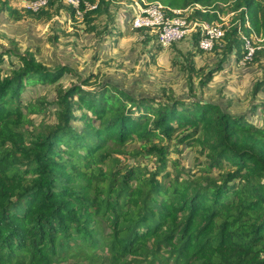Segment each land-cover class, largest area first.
Instances as JSON below:
<instances>
[{"label": "trees", "instance_id": "obj_1", "mask_svg": "<svg viewBox=\"0 0 264 264\" xmlns=\"http://www.w3.org/2000/svg\"><path fill=\"white\" fill-rule=\"evenodd\" d=\"M10 1L0 0V13L16 23L25 17L52 21L62 5L51 1L34 13ZM83 1L97 2L83 23L85 32L97 34L113 0ZM151 1L221 13L223 4L238 14L211 52L215 67L194 60L204 53L198 35L191 39L195 52L172 59L186 78L185 97L167 87L141 97L105 82L107 75L78 76L66 65L52 71L30 51L1 50L0 264H264V123L252 120L264 114V100H255L264 93V77L252 88L248 114L233 115L202 97L225 65L244 56L240 34L264 33V0ZM198 16L218 20L216 14ZM67 36L60 31L53 39ZM12 55L19 64L9 61ZM262 58L264 50L254 63L261 70ZM6 64L13 68L7 71ZM72 74L76 83H58ZM56 83L53 101L25 102L30 87ZM51 107L53 125L37 126L29 118ZM135 140L144 151L126 150ZM187 147L200 148L203 158L192 168L180 164ZM141 152L154 159L149 168L129 162Z\"/></svg>", "mask_w": 264, "mask_h": 264}, {"label": "crops", "instance_id": "obj_2", "mask_svg": "<svg viewBox=\"0 0 264 264\" xmlns=\"http://www.w3.org/2000/svg\"><path fill=\"white\" fill-rule=\"evenodd\" d=\"M12 1H17L18 10L22 11L24 0H11V4ZM123 4L124 0L112 1L110 16L115 18V21L98 24L97 34L85 32L84 25L79 21L77 22L79 25L76 26L75 16L72 17L68 13V9L72 8L63 4L66 11L65 16L63 15L65 25L57 22L53 27V37L55 38L60 31L66 32L67 30L69 33V36L60 40L66 41V44L73 48V56L69 61L73 64L68 63L66 66L72 68L78 76H81L79 72L86 74L100 73V78L107 75L110 82L104 81L116 86L121 85V83L125 86V80L128 79L126 80L127 85H129L128 88L126 87L127 92L140 96L147 95L145 89H149L151 85L155 84L151 80L145 79L160 76L162 80L165 79L164 84L160 87L172 88L176 96L185 97L188 94L186 78L178 68L172 65V59L181 54L195 52L191 39L196 34L183 42L176 43L169 49L159 50L155 33L131 30ZM10 20L14 21L13 19ZM118 20H120L121 31L117 30ZM72 31L73 33H70ZM75 33H78V35ZM53 42L54 44L50 43L52 47L49 48L51 50L58 49L59 42L54 39ZM64 50L71 53L67 49ZM152 55L156 57L155 62H152ZM58 56L59 54L53 51L51 54L48 52L46 57L42 56V59L37 56V59L44 65L55 69L59 66L56 63L53 64V62L58 61ZM207 58H210L209 53H200L195 56L194 60L200 67L205 65L204 62L207 61ZM214 59H210L209 63H214L215 66L218 58L214 57ZM246 66L233 58L229 64L225 65L221 74L203 91L202 97L223 106L233 115L247 113L246 111L249 110L252 101V88L257 81L263 79L264 73L259 63L248 68ZM68 76L78 79V76L73 74ZM180 84V88H177ZM122 85L119 87L123 89ZM255 100L257 102L264 100V93L260 92ZM255 118L264 123V114L260 111Z\"/></svg>", "mask_w": 264, "mask_h": 264}, {"label": "rangeland", "instance_id": "obj_3", "mask_svg": "<svg viewBox=\"0 0 264 264\" xmlns=\"http://www.w3.org/2000/svg\"><path fill=\"white\" fill-rule=\"evenodd\" d=\"M3 1V0H1ZM147 1H151V0H147ZM13 3L11 5L12 8L14 9H18V3L17 1H12ZM124 2H126L124 0ZM123 3V2H122ZM121 3V5H122ZM60 4V2H59ZM62 4V3H61ZM57 7V6H56ZM61 9L59 11H57L56 9V14H55V19L53 21H36L33 20L31 18H23V20L20 23H16L15 21L10 20L5 13H0V52L1 50H9V51H16L18 54L23 55L26 54V52H32L34 54H36L40 59H42V56L48 55V52L51 54L53 51L57 52L59 54L58 56V61L57 62H53L56 63L57 66H61L63 64L67 65L68 63H70L69 61H71V58L73 56L72 53V47L68 46V44H66V41H60L59 42V48L58 49H54L51 50L52 47L50 45L54 44L53 42V32H54V25H56L57 22L59 23H63L65 25V20L63 18V15L65 16V7L63 6V4L61 6H59ZM64 7V8H62ZM220 10L223 12L224 17H227V22L229 23L230 27H232V25H236L237 21H238V14L236 15H231V12L228 11V5H226L225 7L223 6V4L219 5ZM222 7V8H221ZM21 10H25L23 7ZM20 11V10H18ZM122 11V9H121ZM23 12V11H22ZM118 12V11H117ZM68 13L70 14V12L68 11ZM71 15V14H70ZM117 15V14H116ZM72 16V15H71ZM76 19V18H75ZM77 21H75V25L78 26L79 23L78 19H76ZM111 21H115V18H112L111 16L108 17H102L101 19H99L98 24H102L104 22H111ZM118 27L117 30L121 31V24H120V20L117 21ZM78 28V27H77ZM67 32V30H66ZM68 33V32H67ZM70 33H73L70 32ZM69 34V33H68ZM264 46V43L262 44ZM64 49L69 50L71 53L65 51ZM48 50V51H47ZM264 50V49H263ZM210 54V58H207V61L204 62L205 63V68L208 70L209 68H213L214 63L211 64L210 59H214V57H216V53H209ZM61 59H62V63H61ZM15 65L19 64L18 62V58L14 55H12L11 60ZM46 61V60H44ZM214 62L216 61L215 59L213 60ZM261 61H264V58H262ZM50 62V61H49ZM256 62V60L252 63L247 65L246 67H251L252 65H254V63ZM264 63V62H263ZM73 64V63H70ZM48 67V66H47ZM6 70L10 71L13 67L9 64H6ZM48 69H51L52 71H54L53 67H48ZM79 72V71H78ZM262 72L264 73V69L262 70ZM79 74L81 76H85L88 77L89 74L86 73H82L79 72ZM104 78V76H103ZM101 79V78H100ZM140 79V78H139ZM95 80V78L92 79V82ZM105 81L109 80V76L105 77L104 79ZM128 80V79H126ZM125 80V86L122 85L123 88H125L124 90H126V87L128 88L129 85H127ZM145 80H151L153 83H155L154 85H151V87H149V89H145L147 91V95L148 96H155L158 95L160 93V86L162 84H164V80H162V78L160 76H153L152 78H148ZM144 80V81H145ZM78 81L77 78H71L68 75H65L58 83L61 84L62 86H64L65 88L70 86L72 83H76ZM99 82V80L97 81ZM110 82V81H108ZM94 83V82H93ZM183 83V82H181ZM117 84V83H116ZM121 85L118 84V86L121 87ZM56 86H58V84H54V85H43L40 84L37 87L32 86L29 88V90L25 93L24 95V100L25 102H28L32 99H44L46 101H53V99L55 98V89ZM181 84L177 86V88H180ZM89 88V87H88ZM146 88V87H145ZM224 105V104H223ZM248 109H247V113L248 114ZM54 112V107H51L47 113H45L42 116H29V118L34 119L35 124L37 126L39 125H53L56 121H55V117L53 115ZM252 120L254 122L259 123L260 120L256 119L255 117L252 118ZM259 121V122H258ZM77 126H81V123H76ZM32 128L30 127V130ZM143 146H140V143L138 141H133L130 142L126 148V150L128 151H144L145 148ZM198 151H200V148L198 147H187L185 148V151L183 153V159L182 161H180L181 165H184L187 168H192L195 160L196 159H200L203 160V158L198 154ZM171 158L172 159H177L178 156L175 153L171 154ZM125 158H122L120 156V160H124ZM153 160L151 157L146 156L144 153H140L137 155L136 158H130L129 162L133 163L135 161L137 162H141L142 164H144V166L147 165V167L149 168L152 163ZM61 264H91L87 261H77L75 259L73 260H69L65 263L60 262ZM96 264H109L108 262H100V263H96Z\"/></svg>", "mask_w": 264, "mask_h": 264}, {"label": "built area", "instance_id": "obj_4", "mask_svg": "<svg viewBox=\"0 0 264 264\" xmlns=\"http://www.w3.org/2000/svg\"><path fill=\"white\" fill-rule=\"evenodd\" d=\"M56 0H24L23 8L27 11L38 13ZM124 7L128 16V23L132 31H147L155 33L162 49H169L173 44L191 37L193 34L199 37V49L204 53H211L216 44L225 38L227 29L230 28L227 17L220 11H213V7L206 8L195 4L186 9L168 7L159 1L125 0ZM62 4L72 8L74 16L82 24L85 14L97 8V2L92 4L83 0H62ZM225 7V5H223ZM197 11L203 14H216L217 21L209 22L202 17H194ZM231 12V15H235ZM233 26V25H232ZM246 26L250 28L249 22ZM245 43V54L239 63L249 65L255 61L256 53L264 49V33L246 37L240 34Z\"/></svg>", "mask_w": 264, "mask_h": 264}, {"label": "water", "instance_id": "obj_5", "mask_svg": "<svg viewBox=\"0 0 264 264\" xmlns=\"http://www.w3.org/2000/svg\"><path fill=\"white\" fill-rule=\"evenodd\" d=\"M124 89V88H123ZM141 97H147V95H145V96H141Z\"/></svg>", "mask_w": 264, "mask_h": 264}, {"label": "clouds", "instance_id": "obj_6", "mask_svg": "<svg viewBox=\"0 0 264 264\" xmlns=\"http://www.w3.org/2000/svg\"><path fill=\"white\" fill-rule=\"evenodd\" d=\"M151 2H154V1H151Z\"/></svg>", "mask_w": 264, "mask_h": 264}]
</instances>
